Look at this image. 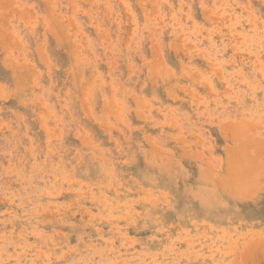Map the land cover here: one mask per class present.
I'll use <instances>...</instances> for the list:
<instances>
[{
    "label": "rangeland",
    "instance_id": "374dc122",
    "mask_svg": "<svg viewBox=\"0 0 264 264\" xmlns=\"http://www.w3.org/2000/svg\"><path fill=\"white\" fill-rule=\"evenodd\" d=\"M0 264H264V0H0Z\"/></svg>",
    "mask_w": 264,
    "mask_h": 264
}]
</instances>
